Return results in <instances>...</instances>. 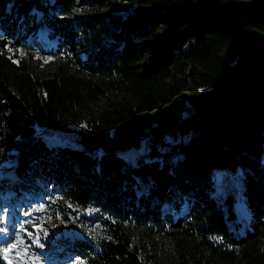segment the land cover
<instances>
[{"label":"trees","instance_id":"obj_1","mask_svg":"<svg viewBox=\"0 0 264 264\" xmlns=\"http://www.w3.org/2000/svg\"><path fill=\"white\" fill-rule=\"evenodd\" d=\"M43 27L37 74L17 49ZM0 153V205L43 202L63 264H264V0H0Z\"/></svg>","mask_w":264,"mask_h":264},{"label":"rangeland","instance_id":"obj_2","mask_svg":"<svg viewBox=\"0 0 264 264\" xmlns=\"http://www.w3.org/2000/svg\"><path fill=\"white\" fill-rule=\"evenodd\" d=\"M56 42V39L49 37L47 28L43 27L39 29L35 36H29L28 44L30 48L21 44L18 46L17 51L21 56L26 57L31 62L34 72L43 74L49 71L51 66L55 64L54 55L44 54L43 49L52 48ZM115 98H124V94L117 91H110L107 94V99L98 101L94 105L92 114L98 115ZM88 116H91V114ZM60 136L65 137L64 133H60ZM60 136L53 134L52 138L47 140L49 143L58 145L63 142ZM145 150L146 144L143 143L140 147L128 148L122 152L124 155L130 157V159L137 161L138 155L142 154ZM13 164L14 160L12 158L5 159L0 153V175L8 174V169ZM223 172V170L219 169L212 170L216 188H211V191L214 193L225 194L227 192V186H220L223 180ZM229 176L232 178L233 184L229 187L230 190L239 194V185H241L242 181L241 174L239 171H233ZM26 201L28 202L20 206L11 205L10 207H6L3 204L0 205L3 206L0 207V230H2L0 231V241L5 242L6 246L10 243H16V234L19 233L24 241V244L20 245V247L30 246L28 255L34 264H63L62 257H59L56 253H52L51 250L55 247H61L59 240L71 235L69 229L54 222L53 215L46 209L43 202L36 201L33 198L27 199ZM164 208L168 209L169 204L165 203ZM235 210L238 219L242 216H249L244 203L240 200L236 201ZM26 212L29 215H25ZM21 225H23V229ZM36 239L39 240V244H42L43 247H39L38 244L33 243ZM142 244L152 260L164 263L173 258L171 243L162 236H142ZM3 260L5 264H21L14 255H9L7 260L4 258Z\"/></svg>","mask_w":264,"mask_h":264},{"label":"snow or ice","instance_id":"obj_3","mask_svg":"<svg viewBox=\"0 0 264 264\" xmlns=\"http://www.w3.org/2000/svg\"><path fill=\"white\" fill-rule=\"evenodd\" d=\"M25 215H29V213H25ZM21 228L23 229V225H21ZM2 231V230H0ZM29 235H31L29 233ZM34 244H38L39 247H43L42 244H39V240L36 239L33 241ZM24 241L23 238L19 235V233L16 234V243H10L6 247L0 249V255L4 259H8L9 255H14L17 260L21 262V264H34V262L30 259L28 252L29 247H20V245H23Z\"/></svg>","mask_w":264,"mask_h":264},{"label":"water","instance_id":"obj_4","mask_svg":"<svg viewBox=\"0 0 264 264\" xmlns=\"http://www.w3.org/2000/svg\"><path fill=\"white\" fill-rule=\"evenodd\" d=\"M74 234L76 235V237L78 238H85V239H88L87 236L83 235L79 230H75L74 231Z\"/></svg>","mask_w":264,"mask_h":264}]
</instances>
